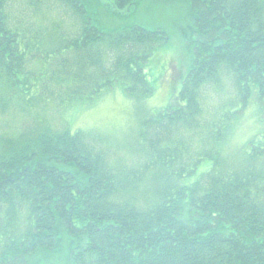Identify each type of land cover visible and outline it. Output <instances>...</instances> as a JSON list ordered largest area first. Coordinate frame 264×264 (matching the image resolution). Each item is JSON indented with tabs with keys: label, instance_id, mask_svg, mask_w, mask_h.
Returning <instances> with one entry per match:
<instances>
[{
	"label": "trees",
	"instance_id": "16d2710c",
	"mask_svg": "<svg viewBox=\"0 0 264 264\" xmlns=\"http://www.w3.org/2000/svg\"><path fill=\"white\" fill-rule=\"evenodd\" d=\"M142 1L0 0V114L31 120L0 125V264H264V128L234 139L248 114L264 127V0H167L193 56L154 111L167 33L101 24ZM114 85L132 133L70 127Z\"/></svg>",
	"mask_w": 264,
	"mask_h": 264
},
{
	"label": "rangeland",
	"instance_id": "374dc122",
	"mask_svg": "<svg viewBox=\"0 0 264 264\" xmlns=\"http://www.w3.org/2000/svg\"><path fill=\"white\" fill-rule=\"evenodd\" d=\"M124 13V16L114 18L108 25L101 23L103 29L140 24L148 28L160 27L168 35L167 42L157 46L145 64V72L154 91L138 107L154 111L163 107L172 95L169 90L171 83L175 88L174 92L178 91L180 81L192 61V49L183 41L180 31L187 21L186 9L175 1L143 0L138 7H130ZM64 117L65 121L69 119L71 128H91L112 136L113 139H123L135 130L137 123L136 104L118 85L104 90L90 102L71 106ZM30 122V118L20 110L13 111L12 107L0 114V125L14 123L17 128L26 127ZM52 124L58 127L61 122L59 118H55ZM262 128L264 127L257 123L255 126L248 114L237 126L234 139L239 141Z\"/></svg>",
	"mask_w": 264,
	"mask_h": 264
},
{
	"label": "bare ground",
	"instance_id": "6f19581e",
	"mask_svg": "<svg viewBox=\"0 0 264 264\" xmlns=\"http://www.w3.org/2000/svg\"><path fill=\"white\" fill-rule=\"evenodd\" d=\"M235 101V100H234ZM235 103V102H234ZM234 113V112H233ZM149 150V149H148ZM155 161V160H154ZM163 163V162H162ZM118 164V163H117ZM168 167V166H167ZM180 168V167H179ZM186 176V175H185ZM187 179V178H186ZM23 237V236H22ZM20 239V238H19Z\"/></svg>",
	"mask_w": 264,
	"mask_h": 264
}]
</instances>
